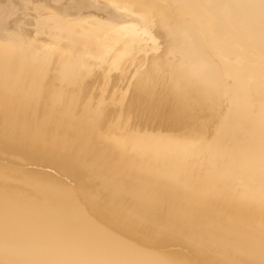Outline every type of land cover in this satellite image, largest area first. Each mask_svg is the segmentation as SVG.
Here are the masks:
<instances>
[{"label": "bare ground", "instance_id": "1", "mask_svg": "<svg viewBox=\"0 0 264 264\" xmlns=\"http://www.w3.org/2000/svg\"><path fill=\"white\" fill-rule=\"evenodd\" d=\"M31 1L32 5L34 0ZM46 1L49 5L53 3ZM81 1L85 6L89 4L88 0ZM65 3L61 7L64 10L69 6ZM118 3L112 0L102 37L81 40L72 28L65 24L60 27L62 23L56 26L47 19L45 35L41 34L47 43L42 46L27 41L25 35L29 31L25 29H29L22 26L33 21L32 26L36 28L38 21L34 17H14L19 11L12 14L13 3L10 8L9 4L4 5L6 15H0V78H21L25 63L35 60L46 67L37 68L36 73L41 77H51L54 70L50 72L49 65L70 68L64 75L71 77L75 67L86 64L124 65L130 73L141 64L148 67L150 77L161 73L163 81L173 79L177 84L174 97L178 102L179 122L191 131L181 136L152 134L142 145L140 154L101 164L110 171L147 176L188 189L182 181L174 180L181 178L157 166L154 158L164 156L168 150L163 147L169 143L219 148L211 151L212 157L246 169L240 186L234 187L238 190L232 193L234 221L219 214L204 219L201 212L191 209H172L168 215L181 227H202L210 235V245L189 244L193 255L202 261L198 260L199 263L264 264V0H125ZM53 6L51 10L55 9ZM28 8L31 9L30 3ZM69 9L65 11L70 12L72 20L77 16L74 9V15ZM83 11L80 14L84 15ZM91 11L88 9V14ZM47 13L53 14L49 10ZM95 25V29L102 28L101 24ZM68 39L71 45H64ZM114 48L117 49L114 51ZM28 52H33V56ZM9 63L18 64L13 75L8 71ZM56 74L63 76L61 71ZM116 100L119 102L116 106L121 107L119 94ZM138 104L145 107L144 100ZM225 127L233 132L239 129L244 138L242 144L227 153L220 148L227 141ZM47 150L32 147L23 139L6 141L0 135V153L6 156L3 159L15 164L0 163V264H194L182 251V238L175 232L181 227L178 229L169 223L164 227L150 215L119 203L100 206V196L88 202L85 184L77 182L73 190L66 183L54 180V176L42 173V167L37 169L38 164L52 165V160L58 157ZM218 182L203 188L215 192L216 186L226 183ZM195 190L198 189L186 193L197 204L201 198L195 197L200 195L192 193ZM123 193L129 195L130 190ZM140 202L153 210L161 206L155 199H140ZM155 225L164 228L158 232Z\"/></svg>", "mask_w": 264, "mask_h": 264}, {"label": "rangeland", "instance_id": "2", "mask_svg": "<svg viewBox=\"0 0 264 264\" xmlns=\"http://www.w3.org/2000/svg\"><path fill=\"white\" fill-rule=\"evenodd\" d=\"M11 1L6 3L7 0L5 2L0 0V15H6L7 7H4V5H10V8L11 3H13L11 7L12 14L14 15L17 12L16 10L19 11V13H15L14 17H34L33 19L38 21L39 26H36V28L32 26L33 21L31 23L25 22L26 24L23 23L22 26L29 29H25V31H29L26 32V40L31 41L35 46H42L47 43L43 37L45 35L44 24L47 23V19L52 23L54 22L56 26H60L62 23L63 25L60 27L65 24L67 27L72 28L79 33L76 35L77 37L79 35L78 38L81 40H92L102 37L103 32L101 31H103L105 23L110 18L109 13L112 3V0H107L110 5L106 0H88L89 4L85 6V2L78 0L79 2L76 1V3L73 0L72 2L75 4L73 6L71 0L69 3L67 2L69 0H63V3L61 0H51L53 3L50 1V5L49 1L46 0H38L37 4L36 0H34L33 4L35 7H33L31 0H21L19 3L15 0V4L14 0ZM99 1L102 2L103 8H101V3L100 5L97 3ZM115 1L122 3L125 0ZM1 2L2 4L4 3L3 6ZM59 2L63 5L59 4ZM29 3L30 8L33 7L34 10L33 8H28ZM64 3L67 6L69 5L70 9L66 7L69 11L72 10L71 13L75 10L73 12L75 15L72 14L77 17H73L74 19L72 18L71 20L72 15L70 12L65 11L67 10L66 8L65 10L61 8ZM82 3H84L82 7L84 9L87 7V10L82 9L81 6L79 8ZM90 4L94 8L96 5L98 6L94 9ZM14 5L16 6L14 7ZM53 5L55 9L52 8L51 10ZM77 7L87 13L83 11L84 15L80 14L81 11ZM57 8H59L58 12ZM88 9L89 11L93 10L95 13L100 10L101 14H94L93 11L88 14ZM103 9H105L104 12ZM47 10H49V13L57 14L56 17H53L55 16L53 14L48 15ZM62 10L64 11L63 13H68V16L65 14V18L64 16L62 17ZM34 13L39 14L35 15ZM76 13L80 14V16ZM99 14L102 16H99ZM57 16H59L61 21ZM97 16L101 21L98 20ZM43 18L44 20L41 21ZM62 18L66 22L69 19L71 21L74 20V22L72 23L69 20L66 23ZM53 19L57 20L54 21ZM92 19L96 22H93ZM87 20L89 21L87 22ZM84 21L88 24H82ZM39 23L44 26L42 27ZM95 23L98 26L101 24L102 28L95 29ZM75 24L77 25L75 26ZM93 25L94 27L92 28L91 26ZM81 27L86 32L84 30L80 32L78 28ZM32 31L34 34L36 33L35 36L31 34ZM86 33L88 35H85ZM38 39L40 40L38 41ZM69 40L64 41L63 44L71 45L72 41ZM117 48H114V51ZM28 53L33 56V52ZM17 67V63H9L8 71L13 75ZM37 68L46 69L40 63L32 60L25 63L24 75L21 78H12L11 80H5L4 76L0 78V135L6 141L15 142L23 139L32 147L39 146L43 149H48L47 151L61 157H56L52 160V165L49 164L46 167L38 164L37 169L42 167V173L54 176L52 177L54 180L66 183L73 190H76L75 183L85 184L88 189L86 197L88 202L90 200L94 201L96 196H100L101 199L98 201L100 206L108 204V207H110L111 202L119 203L126 208L137 209L150 215L149 217L159 221L164 227L166 226L164 224L169 223L180 229L181 226L177 225L168 215L172 209L176 208L196 210L202 213L204 219H209L214 214H219L220 216H227L224 218H227L230 222L234 221L231 214V211L235 209L232 193L234 190H238L234 187L240 186L246 169L233 166L230 162L225 164V162L219 161L218 157H212L211 151L219 148L194 145L192 143H169L166 147H163L164 150H168L164 151L165 155L157 160L155 159L156 157L154 158L157 166L159 164V166L170 170L172 174L181 178L174 180L182 181L189 187L188 189L172 185L168 181H158L147 176L110 171L109 167L101 164L103 161L106 163H111V160L124 161L126 157L140 154L143 148L142 145L147 142V138L152 134H178L181 136L185 132L191 131L185 129L179 122L178 102L174 97L177 84L173 79L163 81L162 79L165 78L160 75L161 73H158L155 77H150L148 67L141 64L132 73L124 65L86 64L75 67V72L70 75L71 77H65L64 75L68 73L67 70H70V68H56L53 65H49L48 69L50 72L52 69L54 70L51 77L38 76L36 73ZM60 71L64 77L57 76L56 73ZM118 94L120 95L121 107L116 106L119 103L116 100V95ZM143 100L145 107L138 104V102L142 103ZM224 129L231 134L229 136L223 131L224 139L227 141H224L223 147L220 148L227 153L232 148L237 147L236 145L242 144L244 138L240 135L239 129L234 132L228 130L227 127ZM59 154L70 156V158ZM200 154L204 155L200 157ZM3 158H6V156L0 153V163L15 165ZM18 166L26 168L23 164H18ZM218 180L226 183L223 186H216L214 188L215 192H208L207 189L203 188L204 185L219 183ZM127 189L130 190L129 195L123 193V190ZM194 189L198 190L192 193L199 192L198 194H200L195 195V197L201 198L197 204L190 199L191 194L186 193H191ZM140 199H155L160 202L161 206L159 209L153 210L145 207L140 202ZM102 208L108 209L107 207ZM162 226L155 225V229L161 232L162 228H164ZM181 228L180 231L175 232L182 238V251L194 264L195 261L196 264H201L202 261L193 255L194 252L189 244L199 242L210 245V235L206 234L202 227ZM198 260L201 262L199 263Z\"/></svg>", "mask_w": 264, "mask_h": 264}]
</instances>
